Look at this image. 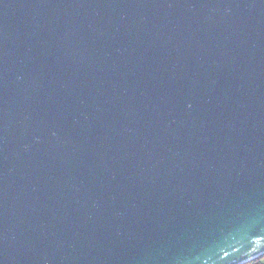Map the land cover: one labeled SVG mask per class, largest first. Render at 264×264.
<instances>
[{
  "label": "water",
  "instance_id": "water-1",
  "mask_svg": "<svg viewBox=\"0 0 264 264\" xmlns=\"http://www.w3.org/2000/svg\"><path fill=\"white\" fill-rule=\"evenodd\" d=\"M264 255V0H0V264Z\"/></svg>",
  "mask_w": 264,
  "mask_h": 264
},
{
  "label": "trees",
  "instance_id": "trees-1",
  "mask_svg": "<svg viewBox=\"0 0 264 264\" xmlns=\"http://www.w3.org/2000/svg\"><path fill=\"white\" fill-rule=\"evenodd\" d=\"M260 257H261V256H260ZM260 257H258V258H256V259L252 260V261H251V264H259L258 262H259Z\"/></svg>",
  "mask_w": 264,
  "mask_h": 264
},
{
  "label": "crops",
  "instance_id": "crops-1",
  "mask_svg": "<svg viewBox=\"0 0 264 264\" xmlns=\"http://www.w3.org/2000/svg\"><path fill=\"white\" fill-rule=\"evenodd\" d=\"M263 258H264V255H262L261 257H260V259H259V264H261V262L263 261ZM246 264H251V262H248V263H246Z\"/></svg>",
  "mask_w": 264,
  "mask_h": 264
},
{
  "label": "rangeland",
  "instance_id": "rangeland-1",
  "mask_svg": "<svg viewBox=\"0 0 264 264\" xmlns=\"http://www.w3.org/2000/svg\"><path fill=\"white\" fill-rule=\"evenodd\" d=\"M261 264H264V258H263V261L261 262Z\"/></svg>",
  "mask_w": 264,
  "mask_h": 264
}]
</instances>
